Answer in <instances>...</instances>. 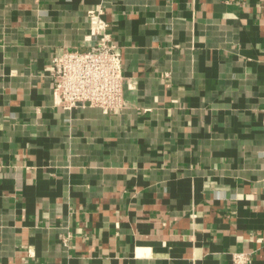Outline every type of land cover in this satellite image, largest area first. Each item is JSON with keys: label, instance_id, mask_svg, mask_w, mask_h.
I'll use <instances>...</instances> for the list:
<instances>
[{"label": "crops", "instance_id": "obj_1", "mask_svg": "<svg viewBox=\"0 0 264 264\" xmlns=\"http://www.w3.org/2000/svg\"><path fill=\"white\" fill-rule=\"evenodd\" d=\"M100 10L121 111L52 95ZM264 264V0H0V264Z\"/></svg>", "mask_w": 264, "mask_h": 264}, {"label": "built area", "instance_id": "obj_2", "mask_svg": "<svg viewBox=\"0 0 264 264\" xmlns=\"http://www.w3.org/2000/svg\"><path fill=\"white\" fill-rule=\"evenodd\" d=\"M89 36L96 43L85 51L64 50L50 60L52 95L63 111L95 107L103 114L121 111L123 97L121 57L107 31L100 10H88ZM251 252L231 253V264H250Z\"/></svg>", "mask_w": 264, "mask_h": 264}]
</instances>
